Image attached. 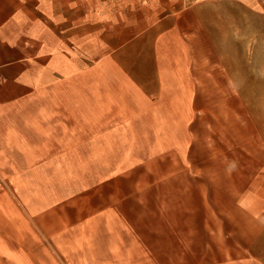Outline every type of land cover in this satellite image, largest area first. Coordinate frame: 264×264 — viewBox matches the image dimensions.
Wrapping results in <instances>:
<instances>
[{
  "label": "crops",
  "instance_id": "crops-1",
  "mask_svg": "<svg viewBox=\"0 0 264 264\" xmlns=\"http://www.w3.org/2000/svg\"><path fill=\"white\" fill-rule=\"evenodd\" d=\"M251 79L264 0H0V264H264Z\"/></svg>",
  "mask_w": 264,
  "mask_h": 264
},
{
  "label": "rangeland",
  "instance_id": "rangeland-1",
  "mask_svg": "<svg viewBox=\"0 0 264 264\" xmlns=\"http://www.w3.org/2000/svg\"><path fill=\"white\" fill-rule=\"evenodd\" d=\"M237 17V15H236ZM241 29H238V31H236V53L239 51L240 52V56H239V60H241V52H242V47L238 46V41H241ZM237 64V63H236ZM241 65V63H239ZM240 73H242L240 71ZM243 79L242 78H236V84L238 85H242ZM260 84V85H259ZM251 87L252 89H254V87H257V89H264V79H251ZM241 98L243 97L242 94H240ZM248 100H250L251 102H264V92L263 93H251L249 95H247Z\"/></svg>",
  "mask_w": 264,
  "mask_h": 264
}]
</instances>
